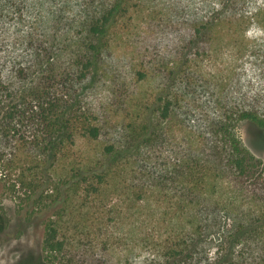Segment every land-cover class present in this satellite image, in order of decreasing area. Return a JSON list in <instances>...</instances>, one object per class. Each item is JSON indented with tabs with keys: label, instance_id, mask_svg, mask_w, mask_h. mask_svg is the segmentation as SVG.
<instances>
[{
	"label": "trees",
	"instance_id": "trees-1",
	"mask_svg": "<svg viewBox=\"0 0 264 264\" xmlns=\"http://www.w3.org/2000/svg\"><path fill=\"white\" fill-rule=\"evenodd\" d=\"M9 1L16 5L15 0H0V175L15 176L10 190L23 191L22 196L32 203L19 210L14 225L0 214V233L7 231L8 236L19 238L34 222L41 227L42 255L35 264H55L65 249L62 220L79 216L86 207L83 214L88 222L86 216L93 215L88 202L103 205L105 196L111 199L116 194L118 180L126 192H138L137 174L149 165L141 155L157 139L159 126L173 121L180 110L187 118L193 102L200 104L199 114L206 118L200 116L203 127L193 130L195 139L172 166L180 176H176L182 192L178 204H183L181 218L185 217L188 228L184 236L193 245L194 255L199 253L201 238L215 243L225 234L242 236L243 241L234 247L235 261L229 264H264V252L255 253L264 249L258 234L246 231L239 217L232 218L229 196H215L218 185L238 191L237 186L255 187L264 177V159L249 151L235 131L243 121L264 129V0H224L222 5L215 3L209 18L197 16L193 23L199 25L180 42L183 52L178 53L175 65L154 68L160 79L158 89L143 101L138 96L133 101L130 95L126 97L130 117L117 121L113 135L106 139L108 116L94 99L92 88L105 73L103 64L116 29H124L130 18V0H101L76 19L64 17L55 0H35L44 15L25 32L16 17L15 32L11 31ZM31 1L20 0L21 10ZM71 23H76L75 31ZM236 30L257 43V52L247 51L235 59L232 72L223 63L229 76L222 78L230 81L216 83L218 91L211 86L200 93L187 67L191 55L200 48L209 50L204 46L211 42L229 44ZM252 59L256 65L260 62L255 79L247 77L244 69ZM233 86L237 92L230 90ZM78 138L95 148L78 153ZM47 172L50 185L44 187L38 179L43 176L47 184ZM131 173L133 182L129 183ZM251 243L255 250L246 248ZM181 254L178 261L189 257L193 262L190 252Z\"/></svg>",
	"mask_w": 264,
	"mask_h": 264
},
{
	"label": "rangeland",
	"instance_id": "rangeland-1",
	"mask_svg": "<svg viewBox=\"0 0 264 264\" xmlns=\"http://www.w3.org/2000/svg\"><path fill=\"white\" fill-rule=\"evenodd\" d=\"M223 1H129L130 18H127L124 29H116V35L109 43V57L103 64L105 73L101 75L99 81L94 82L92 88L94 99L105 117L108 116L104 139L113 135V128L119 124L117 121L124 116L126 119L130 117L128 96L130 95L131 101L135 96L143 101V98L155 92L160 79L154 73V68L171 62L170 66L175 65L178 53L183 52L180 42L185 35L192 33L195 25H199L193 21L199 15H207L209 18L215 3L222 5ZM247 1L253 3V0H240L241 3ZM15 2L16 5L12 1L7 5L11 31L15 32L13 26L15 17L21 20L20 27L24 32L30 29L35 21L42 19L44 12L37 9L35 0L27 3L29 7L23 8V11L21 3L19 4L20 0ZM99 2L101 0H55L64 17L70 16L75 19L87 10L91 12ZM71 24L72 30L75 31L76 23ZM234 37L229 44L217 45L211 42L204 46L209 50L203 51L200 48L198 53L194 52L191 55L187 67L199 84L200 93L211 86L214 91H218L216 83L220 81L224 84L230 81V78L226 80L222 78L229 76L223 63H226L232 72L235 59H241L247 51L257 52L255 47L257 43L243 36L242 30L241 32L236 30ZM253 60H247L244 69L248 73L247 77L255 79L260 62L256 65L252 63ZM175 68L178 69V66ZM139 72L144 73L143 76L138 75ZM234 87L230 90L237 92ZM200 109L199 103L192 102L187 108L190 110V113H186L187 118L183 117V110H180L173 121L165 126H159L157 139L141 155L145 164L149 165L147 171L137 174L139 176L135 182L138 183V192L127 193L118 180L114 185L116 194L111 199L105 196L103 205L88 202L92 209L90 212L93 213L92 217L86 216L88 222H85L83 214L86 207L82 208L79 216L72 218L69 215L62 220L61 235L65 241V249L55 264H229L235 261L234 247L240 243L239 241H243L242 236L233 237V233L225 234L224 237L217 238L215 243H208L207 237L201 238L203 243L198 246L197 255L193 254V245L188 243L189 239L184 236L188 228L184 227L185 217L181 218L180 205L183 204H178L182 193L181 184L176 178L179 175L172 166L183 157L186 145L195 139L193 130L203 127L201 117L205 119L206 115H200ZM200 122L202 123L199 124ZM235 131L249 151L256 157L264 159V129L243 121L236 125ZM76 146L78 153L95 148L93 143H87L82 138L76 140ZM49 173H46L47 184L43 183V176L39 175L38 180L44 187L50 185ZM133 176L131 173L129 183ZM3 177L0 175V214H4L14 225L19 210L32 203V200H25L26 198L22 196L23 191L10 190L9 184L16 180L15 176ZM236 188L238 191L231 187L221 188L218 185L215 196L223 195L221 196L223 199L229 196L232 201V207L229 209L233 208L235 214L232 218L238 220L239 217L246 231L256 232L254 235L258 234V238L264 244V177L255 187L242 185ZM184 207L189 208L188 206L182 208ZM74 218H78L79 221ZM252 244L246 248L252 246L255 250ZM181 251L183 255L190 252L194 257H192L194 263L189 257L178 261L180 259L178 257L182 256ZM257 252L263 253L264 249L255 250L256 254ZM179 253L180 256L176 255ZM41 256V227L34 222L28 233L19 238L15 235L8 236L7 231L0 233V264H24L25 261L35 264Z\"/></svg>",
	"mask_w": 264,
	"mask_h": 264
}]
</instances>
